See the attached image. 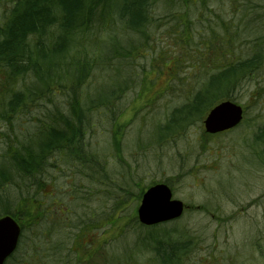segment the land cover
I'll list each match as a JSON object with an SVG mask.
<instances>
[{
    "label": "trees",
    "instance_id": "1",
    "mask_svg": "<svg viewBox=\"0 0 264 264\" xmlns=\"http://www.w3.org/2000/svg\"><path fill=\"white\" fill-rule=\"evenodd\" d=\"M153 66L168 72L167 89L177 81L198 87L177 97L156 131L143 126L124 144L121 119L142 98ZM263 82L264 0H0V218L12 216L22 230L7 264L216 262L213 252L197 257L204 240L184 215L147 227L122 213L141 188L146 145L202 126L218 104L238 103L245 83ZM103 135L107 144L96 141ZM253 138L264 146V123ZM93 198L112 200L95 224ZM78 205L87 214L74 220ZM118 218L119 231L105 238L101 230Z\"/></svg>",
    "mask_w": 264,
    "mask_h": 264
},
{
    "label": "rangeland",
    "instance_id": "2",
    "mask_svg": "<svg viewBox=\"0 0 264 264\" xmlns=\"http://www.w3.org/2000/svg\"><path fill=\"white\" fill-rule=\"evenodd\" d=\"M162 36L163 34H159V37ZM153 67L150 74L148 73V82L140 93L139 99L142 98L130 104L121 119V123L128 125L125 128L124 144L132 142L130 145H133L135 142L133 138L139 134L138 130L143 126L146 128L155 126L156 131L157 126L167 119V109L179 103L180 98L177 97H184L198 87L197 80L188 83L177 81L171 83L173 89H167L171 82L168 72L161 73L156 70L157 66ZM146 69H150V66H146ZM162 92L164 93L159 95ZM237 96L238 104L245 110V117L243 123L236 129L208 135L203 124L199 127L197 121L185 131L173 135L169 143L166 139L164 140L166 142L158 145L152 140L146 145L149 147L146 148L147 156H144L143 160L145 162L144 168L141 169L143 174H140L141 180H138L141 188H134L136 193L128 196L126 202L128 205L122 213L127 218L137 217L143 197L142 195L138 199L137 193L142 189L146 191L155 181L169 182L174 189L175 198L188 206V211L182 218L186 226L194 228L196 234L202 235L204 240L197 249L199 252L197 257L207 256L208 252L221 256L216 262L208 264H264V146L258 142L259 145L252 143L258 126L264 123V82L257 85L245 83ZM133 98L131 94L127 95L123 101L121 100V104L131 102ZM151 100L153 104L150 107H143ZM140 106L141 110L135 114V110ZM99 139H103L106 144L109 141L105 135L103 138L99 136L96 141ZM143 141L145 143V140ZM128 154L129 150H126L125 155ZM88 186L85 185V188ZM124 196L126 197V194H123ZM101 198H93V204L88 209V214L92 218L91 211L95 212L93 224L96 222V216L104 217L111 212V204L106 203L112 200L105 201ZM42 199L46 200L49 208H52L53 204L48 198ZM201 206L206 212L210 208L211 213L224 217L225 222L218 226L215 216L203 212ZM77 210L78 214L74 220L87 214L84 207L78 205ZM53 213L55 214V210L46 216L51 217ZM61 218L64 219L63 216ZM83 219L86 220V217ZM50 221L44 219L42 225H49ZM123 221L124 218H118L114 225L104 227L101 230L106 231L104 237L109 239L115 236ZM181 224L183 223H179L178 226ZM92 234L95 235L96 232ZM26 235L28 237L30 235L31 238L32 234L26 231ZM135 235L129 234L128 239L131 240L134 236L131 242L135 241ZM24 240L27 241V236ZM23 251L19 253L22 252L23 255Z\"/></svg>",
    "mask_w": 264,
    "mask_h": 264
},
{
    "label": "water",
    "instance_id": "3",
    "mask_svg": "<svg viewBox=\"0 0 264 264\" xmlns=\"http://www.w3.org/2000/svg\"><path fill=\"white\" fill-rule=\"evenodd\" d=\"M243 120V109L231 101L214 107L204 121L207 133L217 134L236 128ZM184 202L175 199L172 189L164 183L150 187L143 195L138 209V219L145 226L175 221L184 214ZM21 227L12 216L0 218V264L16 251L21 237Z\"/></svg>",
    "mask_w": 264,
    "mask_h": 264
},
{
    "label": "bare ground",
    "instance_id": "4",
    "mask_svg": "<svg viewBox=\"0 0 264 264\" xmlns=\"http://www.w3.org/2000/svg\"><path fill=\"white\" fill-rule=\"evenodd\" d=\"M183 215H184V214H183ZM183 215H182V216H183ZM182 216H181V217H182Z\"/></svg>",
    "mask_w": 264,
    "mask_h": 264
}]
</instances>
